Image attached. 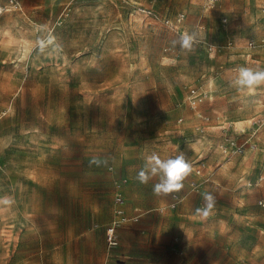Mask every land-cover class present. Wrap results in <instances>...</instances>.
Instances as JSON below:
<instances>
[{"label": "rangeland", "instance_id": "rangeland-1", "mask_svg": "<svg viewBox=\"0 0 264 264\" xmlns=\"http://www.w3.org/2000/svg\"><path fill=\"white\" fill-rule=\"evenodd\" d=\"M263 6L0 0V197L14 201L0 210V264H264V85H232L239 67L264 69ZM185 31L191 51L172 43ZM48 34L60 50L40 51ZM178 152L193 168L181 191L136 179L146 156ZM120 177L143 216L111 253L92 228ZM206 192L215 206L198 216Z\"/></svg>", "mask_w": 264, "mask_h": 264}, {"label": "clouds", "instance_id": "clouds-1", "mask_svg": "<svg viewBox=\"0 0 264 264\" xmlns=\"http://www.w3.org/2000/svg\"><path fill=\"white\" fill-rule=\"evenodd\" d=\"M196 33L185 31L174 40L173 46L179 45L183 50L191 51L197 43ZM38 46L41 52L52 50L53 48L60 50L61 45L57 38L51 34L40 38ZM232 85L239 92L253 91L256 87L264 85V69H253L251 67H239L237 75L232 81ZM210 87L214 86V82H210ZM193 171L189 157L183 153L178 152L174 157L167 159L161 158L157 153H152L145 157L143 167L137 173L136 179L141 184H147L153 178L158 177L159 180L153 185V191L157 195L169 194L172 192H179L183 189L184 179ZM203 199L205 201L204 207L196 209V215L207 217L211 214L215 206V197L212 193H204ZM14 203L12 197H0V210L8 209Z\"/></svg>", "mask_w": 264, "mask_h": 264}, {"label": "built area", "instance_id": "built-area-1", "mask_svg": "<svg viewBox=\"0 0 264 264\" xmlns=\"http://www.w3.org/2000/svg\"><path fill=\"white\" fill-rule=\"evenodd\" d=\"M210 5L213 7L215 6L216 2L218 0H209ZM10 4L12 6H18L19 0H10ZM150 15H152L151 12H149ZM262 15L264 18V6L262 7ZM157 19V17H155ZM184 19V15H180L177 19V22L180 23ZM166 24H171L170 20H164ZM264 43V38L262 39ZM250 48L255 47V42L251 41L249 43ZM197 99L199 97L195 96L192 99L193 105L197 103ZM201 101V99H199ZM196 106V105H195ZM4 115V112L0 111V118H2ZM226 151L230 154H236V155H242L244 153V150L242 148L237 147V145L234 143L231 145L229 148H226ZM111 170V168H110ZM200 174V172H197ZM264 177H262L260 180L262 181ZM127 184V180L123 179L121 181H117L114 185L115 193H114V217L112 221L107 225L105 229V238H106V243L107 247L110 251L116 250L119 245H120V240H119V230L123 228L126 224L128 223H137L139 221V216L136 217H129L126 211V197L124 194V188ZM194 187L197 186V184L194 182L192 184ZM179 197L174 194L173 195V202L171 204L172 208H176L177 203H178ZM259 204L264 207V200L259 201Z\"/></svg>", "mask_w": 264, "mask_h": 264}, {"label": "crops", "instance_id": "crops-1", "mask_svg": "<svg viewBox=\"0 0 264 264\" xmlns=\"http://www.w3.org/2000/svg\"><path fill=\"white\" fill-rule=\"evenodd\" d=\"M111 168V170H113V167H110ZM110 168H109V170H110ZM110 170V171H111ZM262 177H264V175H261V177H260V179L262 178ZM123 179H126L127 180V184H126V186H125V188H124V194H125V197H126V201H127V204H126V211H127V214H128V216L129 217H136V216H139V221L137 222V223H128V224H126L123 228H121L120 230H119V240H120V243H121V241H123V237L122 236H120L121 234L120 233H122V232H124L125 230H126V227L127 226H129V225H137V224H139L140 223V221H141V219H142V216H143V211H142V209L141 208H138V207H130L129 206V203H128V197H127V192H128V189H129V182H128V179H127V177H120V178H114L113 180H112V182H111V185H110V187H111V191H112V200H111V206L109 207V209H108V211H107V213L105 214H103L102 216H101V221H102V223H95L94 225H93V228H92V230H97V231H102L103 230V234H104V241H105V246H106V249H107V251L108 252H111V253H119L118 251H119V249H120V245H119V247L116 249V250H114V251H110L109 249H108V247H107V243H106V238H105V229H106V227H107V225H109V223L112 221V219H113V217H114V213H113V211H114V193H115V189H114V185H115V183L117 182V181H121V180H123ZM259 179V182L257 183L258 185H260L262 182H264V179L261 181ZM261 200H264V197L263 198H261L259 201H261ZM172 202H173V195H172V199H171V202H170V207H171V204H172ZM172 208V207H171ZM123 230V231H122ZM86 235H85V233L84 234H82V237H85ZM121 237H122V239H121ZM121 256V255H123L124 257H127V252L125 251V250H122V252H121V254H117V256Z\"/></svg>", "mask_w": 264, "mask_h": 264}, {"label": "bare ground", "instance_id": "bare-ground-1", "mask_svg": "<svg viewBox=\"0 0 264 264\" xmlns=\"http://www.w3.org/2000/svg\"><path fill=\"white\" fill-rule=\"evenodd\" d=\"M2 11H3V9L0 7V14L2 13ZM198 144H200V141L195 143V145H198Z\"/></svg>", "mask_w": 264, "mask_h": 264}]
</instances>
